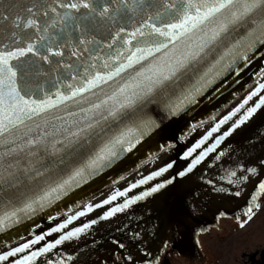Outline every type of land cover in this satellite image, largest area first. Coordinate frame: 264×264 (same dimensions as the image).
<instances>
[{
  "label": "snow or ice",
  "instance_id": "6c2138e0",
  "mask_svg": "<svg viewBox=\"0 0 264 264\" xmlns=\"http://www.w3.org/2000/svg\"><path fill=\"white\" fill-rule=\"evenodd\" d=\"M257 59L264 60V0H0V232L53 208L118 167L140 150L162 119L195 109L205 98L211 100L229 78L239 77ZM259 77L264 80V70ZM259 93H264V82L183 158L192 157ZM262 107L264 95L178 175L191 173ZM224 155L221 151L215 159ZM260 165L258 170L238 163L243 174L230 170L227 182L243 184L250 176H264V160ZM172 167L168 163L127 190H116L103 203L127 197L138 184H147ZM164 187L158 183L102 218L123 212ZM262 195L264 180L258 182L240 228L264 209V203L257 202ZM86 207L93 210L91 203ZM84 215L79 211L69 216L47 235L63 232ZM48 216L56 219L51 212ZM95 223L63 232L13 264H35ZM43 240L45 235H36L0 254V262ZM72 259L67 256L56 264ZM125 260L137 264L131 254ZM143 264L161 262L145 252Z\"/></svg>",
  "mask_w": 264,
  "mask_h": 264
},
{
  "label": "flooded vegetation",
  "instance_id": "af4514ba",
  "mask_svg": "<svg viewBox=\"0 0 264 264\" xmlns=\"http://www.w3.org/2000/svg\"><path fill=\"white\" fill-rule=\"evenodd\" d=\"M171 180L156 195L137 201L108 219L102 218L106 209L117 203L101 205L96 211L77 218L63 232L93 220L97 223L85 229L78 239L39 257L35 264L49 261L56 264L67 256L73 257L67 264H127V254L137 264H143L145 252L158 257L161 264H264V209L258 210L252 221L240 228V221L246 219L245 212L233 214L225 203L226 199L237 196L236 191L246 193L250 199L246 203H250L258 191L256 181L239 187L223 179H209L206 174L200 180L182 184L177 174ZM257 202L264 203V195ZM63 232L52 233L24 253L9 258V264L53 242ZM115 241L125 244V248L120 249Z\"/></svg>",
  "mask_w": 264,
  "mask_h": 264
},
{
  "label": "water",
  "instance_id": "95a60500",
  "mask_svg": "<svg viewBox=\"0 0 264 264\" xmlns=\"http://www.w3.org/2000/svg\"><path fill=\"white\" fill-rule=\"evenodd\" d=\"M262 70H264V60H254L252 64L244 69L239 77L229 78L221 88V92L214 95L211 100L205 98L195 109H190L189 111L183 112L176 117L162 119L160 121V127L156 129L150 137L146 138L142 146H140V150L138 152L130 154L131 158H126L125 161L118 167L105 171L101 176L91 181L88 185L78 189L76 194L58 201L56 205H53V208L35 215L32 219H24L21 224H18L5 232H0V249L14 245L16 242L23 240V238L35 231H43L42 233L46 234V230L50 228V225L54 220L49 219V212H51L52 215L58 219L61 215L74 211L82 203L88 201L96 195L98 196L103 193L104 190L106 191L111 186L120 182L122 180L121 177L125 178L132 172L139 169V167L147 159L153 156H157L158 154L171 150L174 154V167L178 166V168H182L184 165L183 160H185L182 155L184 154L185 146L190 140L192 134H194L195 129L208 120H212V117H215L218 113L227 110L235 102L250 92L262 81H257L260 77L254 81L257 82L248 92L243 91L251 84L254 78ZM239 94V98L231 102ZM256 121L257 122H254V124L250 126L251 129H247L240 134L242 136L250 135L246 137L248 140L255 137L253 141L258 143L261 142V138H257V136L264 133V107L258 113ZM239 135L232 137L231 140L235 138L239 139ZM169 145H172V147H169ZM213 154L214 157H212V160L214 159L215 162H217L215 159L217 153ZM214 167L217 168L218 163H216ZM175 170L177 172L176 168ZM196 171H199V168H197ZM178 180L179 184L187 183L192 180V175L188 174L186 176L179 177ZM239 199L240 198H233V200ZM53 209H55V211H53Z\"/></svg>",
  "mask_w": 264,
  "mask_h": 264
},
{
  "label": "bare ground",
  "instance_id": "6f19581e",
  "mask_svg": "<svg viewBox=\"0 0 264 264\" xmlns=\"http://www.w3.org/2000/svg\"><path fill=\"white\" fill-rule=\"evenodd\" d=\"M248 94V93H247ZM247 94L245 96H243L241 99H239L237 102H235L232 106H230L227 110H225V113L223 112L222 116H219V117H216L214 122H218L220 119H222L225 115H228L232 110H234L235 108L239 107L240 104H242L243 102H241L244 98L247 97ZM254 99L250 100L249 102L253 101ZM248 102V105H245V107L243 108V110L247 109V107H249V105H251L252 103L249 104ZM245 112V111H244ZM243 112V114H244ZM259 111L256 113L258 114ZM235 117H233L234 119ZM254 119V117H252L250 120H249V123ZM230 122V121H229ZM228 122V123H229ZM233 122V121H232ZM211 127V126H210ZM244 126L241 128L243 129ZM263 132V131H262ZM260 132V133H262ZM259 135V134H258ZM240 137V140L243 141L245 144L242 148H231V145L228 144L226 145V148L224 149H221L219 150L217 153L223 151L225 153V155L223 157H221L223 159V162L224 163H229V169L230 170H237V176H241L243 173H241L239 170H238V163H243V165L245 167H247L246 164H244V159L247 158L248 156H251L253 158H256L258 160H260V158L262 156H264V133H262L260 136H257V138H261V142H255V141H251V140H248V139H244L242 137V135L240 134L239 135ZM248 140V141H247ZM229 157H232V158H229ZM227 159H230V160H227ZM221 163V161H220ZM222 163L220 164L218 167H219V170H220V173L223 177H227V173H228V169L226 168L225 164ZM251 164V163H250ZM249 164V165H250ZM255 166L254 164H251L249 167H252ZM258 168V170L260 169L259 166H255ZM213 170V168H212ZM236 177H233V180H235ZM255 179V176L254 177H251L250 176V179L249 181L243 183V184H238L239 187H245V186H249L250 185V182L252 180ZM136 181V178H133V175H130L128 178H125V180L121 181L120 183H118V185L115 187V188H109L108 190L104 191L103 193L99 194L98 196H96L97 198H95L92 202H96V201H99L105 197H110L116 190H120V191H125L129 186H131L132 183H134ZM145 184H139V187H138V190H141L142 188H144ZM133 192H128V195H131ZM242 195H246V193L243 192ZM126 197H119L117 199V201H123ZM233 204H235V206L233 205L232 206V209L230 208V210H232L233 212L235 213H238V211H240L245 205H246V199L243 198V196H241V198L239 200H235L233 201ZM117 204H115L116 206ZM73 216V215H71ZM77 220L74 219L72 222H75Z\"/></svg>",
  "mask_w": 264,
  "mask_h": 264
},
{
  "label": "rangeland",
  "instance_id": "374dc122",
  "mask_svg": "<svg viewBox=\"0 0 264 264\" xmlns=\"http://www.w3.org/2000/svg\"><path fill=\"white\" fill-rule=\"evenodd\" d=\"M261 82H264V80H262ZM258 87V84L250 91V92H248V94H247V96L252 92V91H254L256 88ZM262 95H264V93H259L257 96H255V97H253V101H251V102H249V104L250 103H252L251 105H249V107H252L255 103H258V101H259V98H260V96H262ZM247 98V97H246ZM246 98H244L241 102H243ZM248 105V104H247ZM249 107H247V108H249ZM246 110V109H245ZM245 110H243V109H241V111L239 112V113H237V116L234 118L235 120H237L240 116H242L243 115V112L245 111ZM263 113V112H262ZM261 113V114H262ZM260 114V115H261ZM233 119V120H234ZM231 122V123H230ZM229 123L230 124H232L233 122L232 121H230ZM254 122H257L256 120L254 121ZM253 122V123H254ZM228 123V124H229ZM228 124H226V125H223V127H224V129L226 128V127H228V126H230V125H228ZM246 124H244V125H242V127L243 126H245ZM239 129V128H238ZM250 129V128H249ZM246 130V129H245ZM244 130V131H245ZM245 136H247V135H245ZM242 144V143H241ZM165 162H167L166 161V159H163L162 158V160H156V161H154L152 164H150V165H148V166H146V167H144V169H143V171H141V172H139V173H137L136 175H135V177H133V178H136L137 180L136 181H138V180H141V179H146L148 176H150L153 172H155L156 171V169L157 168H159V167H164V166H161V165H165L164 163ZM155 170V171H154ZM155 179H156V177H155ZM155 179H151V181L152 180H155ZM130 187V186H129ZM128 187V188H129ZM127 188V189H128ZM126 189V190H127Z\"/></svg>",
  "mask_w": 264,
  "mask_h": 264
}]
</instances>
